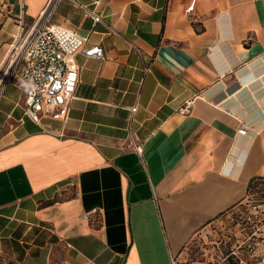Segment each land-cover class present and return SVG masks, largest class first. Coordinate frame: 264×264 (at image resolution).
<instances>
[{"label": "crops", "instance_id": "crops-1", "mask_svg": "<svg viewBox=\"0 0 264 264\" xmlns=\"http://www.w3.org/2000/svg\"><path fill=\"white\" fill-rule=\"evenodd\" d=\"M11 1L26 27L49 3ZM50 23L104 57L76 56L63 124L0 91V264H171L264 178V0H62Z\"/></svg>", "mask_w": 264, "mask_h": 264}, {"label": "built area", "instance_id": "built-area-1", "mask_svg": "<svg viewBox=\"0 0 264 264\" xmlns=\"http://www.w3.org/2000/svg\"><path fill=\"white\" fill-rule=\"evenodd\" d=\"M61 1L49 0L39 20L29 27L24 24L22 7L19 8V33L8 45L7 62L0 77V91L7 84L21 90L24 114L34 123L42 119L67 122L79 83L80 67L76 56L104 57L101 47L89 44L88 38L50 23L52 13ZM93 22H99V18L93 17ZM191 107L192 101H183L177 113L187 116ZM135 112L136 107L130 109L132 116ZM237 133L244 136L246 127L241 125ZM132 149L141 155L140 146L133 144ZM171 264H175L174 260Z\"/></svg>", "mask_w": 264, "mask_h": 264}, {"label": "rangeland", "instance_id": "rangeland-1", "mask_svg": "<svg viewBox=\"0 0 264 264\" xmlns=\"http://www.w3.org/2000/svg\"><path fill=\"white\" fill-rule=\"evenodd\" d=\"M16 13L17 6L11 0H0V29L10 18L7 30L10 42L19 33L13 27L17 25L13 21L16 20ZM4 68L0 69V77ZM227 247L234 251L232 260H238V264H264V179L255 181L249 187L242 204L192 237L174 262L205 264L209 259L213 261L216 258L224 264L221 257Z\"/></svg>", "mask_w": 264, "mask_h": 264}, {"label": "trees", "instance_id": "trees-1", "mask_svg": "<svg viewBox=\"0 0 264 264\" xmlns=\"http://www.w3.org/2000/svg\"><path fill=\"white\" fill-rule=\"evenodd\" d=\"M261 179H264V178H255V179L251 180L249 183L248 189L255 181L261 180ZM239 249H241V248H239ZM233 253H234V251L230 250L229 247H227L226 250H223V255H222L221 259H223L224 264H238V260H236V262H234L232 260L233 259V257H232ZM205 264H220V261L217 260L216 258L213 261L211 259H209L208 261L205 262Z\"/></svg>", "mask_w": 264, "mask_h": 264}, {"label": "bare ground", "instance_id": "bare-ground-1", "mask_svg": "<svg viewBox=\"0 0 264 264\" xmlns=\"http://www.w3.org/2000/svg\"><path fill=\"white\" fill-rule=\"evenodd\" d=\"M18 36V35H17Z\"/></svg>", "mask_w": 264, "mask_h": 264}]
</instances>
